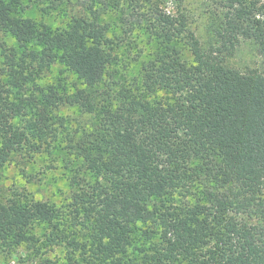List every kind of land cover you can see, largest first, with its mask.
Returning <instances> with one entry per match:
<instances>
[{
  "label": "trees",
  "instance_id": "16d2710c",
  "mask_svg": "<svg viewBox=\"0 0 264 264\" xmlns=\"http://www.w3.org/2000/svg\"><path fill=\"white\" fill-rule=\"evenodd\" d=\"M34 1L64 5L70 17L19 58L5 37L25 46L35 22L0 0V166L32 156L61 106L77 107L87 122L70 146L94 179L79 177L71 194L69 235L59 233V208L0 187V256L30 262L23 252L36 256L45 241L63 240L67 264H109L141 223L151 242L124 264H264V0H202L201 37L186 12L154 0ZM110 9L121 14L118 27L103 20ZM136 28L149 49L131 57L138 73L120 79V50L132 52ZM244 41L260 56L255 66L232 63ZM58 58L81 85L48 93L29 114L12 90ZM39 223L52 224L46 239L34 231Z\"/></svg>",
  "mask_w": 264,
  "mask_h": 264
},
{
  "label": "rangeland",
  "instance_id": "374dc122",
  "mask_svg": "<svg viewBox=\"0 0 264 264\" xmlns=\"http://www.w3.org/2000/svg\"><path fill=\"white\" fill-rule=\"evenodd\" d=\"M15 7V15L29 17L35 22L36 36L25 46H21L15 38L7 34L6 42L15 48L19 58H24L25 51H39L41 43L39 33L44 30H63L67 27L70 13L64 5L57 8L52 7L49 2L36 3L34 0H7ZM17 1L19 4H17ZM162 10L171 14L186 12L189 21L201 37L204 34V4L202 0H154ZM23 5V7H22ZM120 13L113 9L103 15V20L110 21L115 27L121 25ZM137 45L133 44L132 52H128L129 45L120 50V62L117 64L116 76L120 79L134 76L139 71V64L132 60L140 47L144 54L148 51L147 34L142 29L136 28L132 34ZM135 45V46H134ZM60 53V52H59ZM2 57L0 56V61ZM260 62L255 46L250 41L241 43L232 63L238 67L255 66ZM125 64V65H124ZM81 85V79L65 63L58 58L48 70L25 84L24 90H12V96L16 102L25 106L29 114L36 112L38 105L46 102V95L55 92L57 95L70 93ZM17 123H23L22 117L16 118ZM52 136L46 143H43L37 152L32 156H26L0 166V187L3 194L16 191L24 196H17L22 199H37L47 201L59 208L61 218L56 220L59 233L69 235L68 226L71 223V194L78 188L79 177H85L92 181L94 176L82 168L80 159L74 155L70 146V138L75 135L80 127L87 122V116L81 115L77 107L61 106L57 114L51 117ZM55 223V222H53ZM142 225L138 223L133 230V244L127 253L120 257V260H112L107 263L124 264L133 263L139 258L142 251L149 245L148 239L142 232ZM52 224L39 223L34 231L43 237L53 232ZM45 241V240H44ZM41 253L32 256L23 252L30 262H19L15 256H0V264H67V253L69 246L67 241H59L58 244L50 245L44 242ZM73 263H77L73 262Z\"/></svg>",
  "mask_w": 264,
  "mask_h": 264
}]
</instances>
